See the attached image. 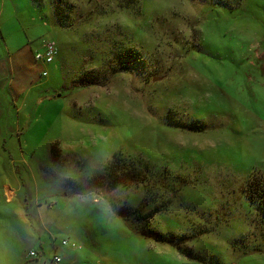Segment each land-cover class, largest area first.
<instances>
[{
	"label": "rangeland",
	"instance_id": "1",
	"mask_svg": "<svg viewBox=\"0 0 264 264\" xmlns=\"http://www.w3.org/2000/svg\"><path fill=\"white\" fill-rule=\"evenodd\" d=\"M114 4L0 0V264H101L97 244L108 264H195L133 231L103 189L66 194L51 183L49 164L107 163L116 151L144 159L118 166L110 180L130 182L114 192L143 197L151 188L157 202L172 198L164 212L203 220L210 230L198 239L220 247L214 264H264V252L215 235L226 221L258 231L244 189L264 172V0H210L195 29L178 22L183 44L158 20ZM117 21L122 30L110 34ZM196 31L199 45L191 42ZM48 43L58 48L54 60L35 59ZM211 114L220 126H207ZM168 165L189 181L180 194L203 193L202 204L186 208L176 198ZM138 169L145 182L130 179ZM79 221L86 232L103 229V238L90 246Z\"/></svg>",
	"mask_w": 264,
	"mask_h": 264
},
{
	"label": "snow or ice",
	"instance_id": "2",
	"mask_svg": "<svg viewBox=\"0 0 264 264\" xmlns=\"http://www.w3.org/2000/svg\"><path fill=\"white\" fill-rule=\"evenodd\" d=\"M207 3H210V0H116V4L112 5V8L116 9L117 5L120 8H126L130 13L142 15L146 22L153 19L158 20L167 30H171L177 35L183 44L185 40L178 30V22H187L195 29V25L200 20L197 13L203 15L207 11L203 5ZM180 5L185 7L182 9ZM117 30H122L119 21L109 26L110 34L114 35ZM191 42L194 45H199L202 42L200 32L196 31L194 33ZM153 113L162 119L165 116L164 112L156 109H153ZM204 119H206L209 127L220 126V120L214 114L208 115ZM258 157L261 162H264V142L259 146ZM125 159L141 161L144 157L139 153L122 154L116 151L113 158L107 163H88L85 161L84 163H78L76 167H73L71 163L66 166L60 164L55 167L49 164L48 171L51 183L55 187L63 189L64 193L100 191L103 189V194L111 202L112 209L124 216L133 231L143 232L146 235H151L156 240L166 242L174 250L190 258L195 264H214L213 257L220 251V247L216 243L198 239L202 232L210 230L203 220L197 221L190 216L177 218L176 215L164 212L163 210L168 203H171L172 198L165 199L161 197L163 203L157 202L151 188L148 189V194L143 197L121 196L113 191L117 184L125 183L124 177L110 180L105 173L109 175L115 173L117 164L122 163ZM249 160L254 162V157L249 156ZM168 167L170 171L166 184L172 188L174 193L178 194L176 198L181 200L183 206L196 208L202 204L205 199L203 193L184 191L183 194H180L183 185L189 183V181L185 178V174L173 169L172 165H168ZM153 168L157 172L161 171V169L155 167V164H153ZM78 169H83V171L78 172L77 175L70 174L72 171H78ZM54 207V202L49 201L48 208L52 209ZM205 219H207V216H205ZM86 223L85 221H79L76 231L91 246L94 241L103 238V229H100L99 233L86 232ZM215 235L218 239H227L234 245L242 241L250 252H264V220L258 223V231L249 232H244L232 224L231 221H226L219 228H215ZM95 247L100 253L101 264H108V261L104 258L107 250L98 244ZM131 251L129 249V252ZM149 251L151 250L149 249ZM71 255L74 256L75 252L73 251ZM81 264H86V262L81 261ZM133 264H136V262L134 261ZM160 264H177V262L165 259Z\"/></svg>",
	"mask_w": 264,
	"mask_h": 264
},
{
	"label": "trees",
	"instance_id": "3",
	"mask_svg": "<svg viewBox=\"0 0 264 264\" xmlns=\"http://www.w3.org/2000/svg\"><path fill=\"white\" fill-rule=\"evenodd\" d=\"M118 58L121 59V58H123V56L118 55ZM125 68L126 67L123 66L122 64L119 66H112L111 72L109 73V76H112L113 74H115L117 72L124 71ZM122 163H126V161L124 160ZM120 164L121 163L117 164L115 173H113L111 175L106 173V176L108 177V179L111 178L109 176L113 177L116 174L117 170H119L118 166ZM130 179L132 181H134V183L146 181L144 176H143V173L140 172L139 169H138V171L134 172V174L132 175V177ZM129 182H130L129 180L125 179L124 184L127 185ZM244 195H245L247 202H249L250 204L253 205V210L255 212V215L259 217L257 220L255 219L256 224L258 225V223L261 220H264V172H255L252 176H250V179L248 180V182L245 186V189H244ZM118 214L123 219H125L124 216H122L120 213H118ZM140 233L146 237H151L152 239H154L151 235H146L143 232H140ZM154 240H156V239H154Z\"/></svg>",
	"mask_w": 264,
	"mask_h": 264
},
{
	"label": "built area",
	"instance_id": "4",
	"mask_svg": "<svg viewBox=\"0 0 264 264\" xmlns=\"http://www.w3.org/2000/svg\"><path fill=\"white\" fill-rule=\"evenodd\" d=\"M58 53V48L55 44L53 43H48L44 46V51L43 52H36L35 53V59L37 60H40V61H43L45 63H51L56 54ZM47 72L46 71H43L42 75H46ZM63 243L65 244L66 243V240H63ZM29 255L30 256H34L35 255V251L34 250H31L29 252ZM54 261L56 262H59L60 261V257L56 254L53 255V258H52Z\"/></svg>",
	"mask_w": 264,
	"mask_h": 264
},
{
	"label": "water",
	"instance_id": "5",
	"mask_svg": "<svg viewBox=\"0 0 264 264\" xmlns=\"http://www.w3.org/2000/svg\"><path fill=\"white\" fill-rule=\"evenodd\" d=\"M156 79V78H155Z\"/></svg>",
	"mask_w": 264,
	"mask_h": 264
}]
</instances>
